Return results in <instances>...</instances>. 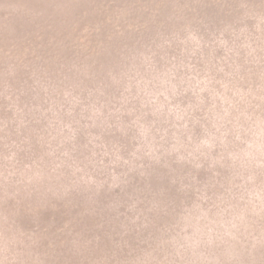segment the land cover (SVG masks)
Returning <instances> with one entry per match:
<instances>
[{
	"label": "rangeland",
	"instance_id": "obj_1",
	"mask_svg": "<svg viewBox=\"0 0 264 264\" xmlns=\"http://www.w3.org/2000/svg\"><path fill=\"white\" fill-rule=\"evenodd\" d=\"M88 227L77 264H264V0H0V264Z\"/></svg>",
	"mask_w": 264,
	"mask_h": 264
},
{
	"label": "trees",
	"instance_id": "obj_2",
	"mask_svg": "<svg viewBox=\"0 0 264 264\" xmlns=\"http://www.w3.org/2000/svg\"><path fill=\"white\" fill-rule=\"evenodd\" d=\"M83 15H80V16H83ZM2 18L5 19L3 16L1 17V19ZM94 18L95 19H93V20L95 22H91V23H93V25H90L88 27V29L85 30V33L83 34V36L85 37V39L87 41L94 40V38L96 36L100 35L104 31L103 26H106L108 24V21H106L105 18H103L101 21L100 17H97V14L95 15ZM45 33H47L46 30H45ZM37 37H39V34L37 35ZM73 210H81V209L79 207L74 206ZM75 214H81V211H80V213L76 212ZM77 217H79V215ZM89 234H90V232H89V227H88L87 233L85 235L79 236L80 234L75 233V235H74V233H71L68 237L63 236L62 242L66 246V250H61V249L58 250L59 248L58 249H56V248L51 249L49 246L47 247L44 245V247L40 253V258H41L42 264H77L78 261L86 260L85 257L76 255L75 248H76L77 244H79V243L82 245L81 247L83 249L84 248L88 249V247L92 248V245H90L91 241H96L98 239H95L93 236H90ZM96 238H98V237H96ZM61 247H63V246H61Z\"/></svg>",
	"mask_w": 264,
	"mask_h": 264
}]
</instances>
